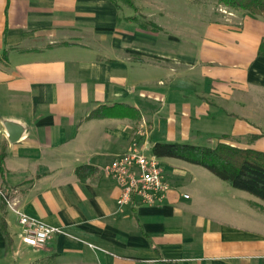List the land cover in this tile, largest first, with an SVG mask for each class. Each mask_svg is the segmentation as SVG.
Returning <instances> with one entry per match:
<instances>
[{"label": "crops", "instance_id": "1", "mask_svg": "<svg viewBox=\"0 0 264 264\" xmlns=\"http://www.w3.org/2000/svg\"><path fill=\"white\" fill-rule=\"evenodd\" d=\"M184 1L133 0L134 12L109 0H0V191L61 231L41 250L23 246L5 205L0 264H264L260 199L162 158L164 203L118 207L99 171L140 124L88 118L102 105L138 110L150 147L207 138L264 153V18ZM81 166L96 172L81 181Z\"/></svg>", "mask_w": 264, "mask_h": 264}, {"label": "trees", "instance_id": "2", "mask_svg": "<svg viewBox=\"0 0 264 264\" xmlns=\"http://www.w3.org/2000/svg\"><path fill=\"white\" fill-rule=\"evenodd\" d=\"M119 10L126 6L137 11L133 0H109ZM220 5L241 11L251 17L264 18V0H217ZM137 24L139 29L157 31L158 28L143 16H133L127 19ZM258 55H264V40L260 44ZM88 118H129L140 122L141 115L133 107L114 104L112 106H99L92 111ZM151 153L157 158H172L188 164L200 166L218 179L228 183L232 188L244 191L264 202V153L250 149H239L225 142H219L214 147L199 146L181 143H153ZM5 152H0V170ZM96 170L89 166L76 169V176L83 181L94 174ZM1 198V196H0ZM3 199L1 198V201ZM4 201V200H3ZM2 203V202H1ZM5 206V202L0 204ZM0 231L6 239L7 246L11 240L6 230V224L0 217Z\"/></svg>", "mask_w": 264, "mask_h": 264}, {"label": "built area", "instance_id": "3", "mask_svg": "<svg viewBox=\"0 0 264 264\" xmlns=\"http://www.w3.org/2000/svg\"><path fill=\"white\" fill-rule=\"evenodd\" d=\"M227 17L233 16L228 10H221ZM144 137L140 141L133 140L126 150L113 156L106 165L100 167V173L110 179L119 190L116 198L118 207L124 206H160L171 190L170 180L160 159L151 153L147 141V132L138 133ZM5 205L15 215L19 242L33 250L43 249L54 236L61 233L60 229L41 220L27 215L17 208L16 202L9 201L6 192L0 191ZM187 199V195H183Z\"/></svg>", "mask_w": 264, "mask_h": 264}, {"label": "rangeland", "instance_id": "4", "mask_svg": "<svg viewBox=\"0 0 264 264\" xmlns=\"http://www.w3.org/2000/svg\"><path fill=\"white\" fill-rule=\"evenodd\" d=\"M136 2H139L138 0H135ZM143 3V5H145V6H147V5H150L152 2H153V0H140V2L139 3ZM170 2L174 5V6H176V5H178L179 7H183V4H184V2H187V1H184V0H170ZM190 3V2H189ZM189 3H188V5H189ZM196 3H199V4H201V5H204V6H206L209 10H210V12L213 14V15H217V16H224V17H227L225 14H223L222 13V11L221 10H228V11H234L233 9H230V8H228V7H225V6H223V5H220L219 3H218V1L217 0H193V3L192 4H196ZM192 6V5H191ZM191 6L189 7V9L191 8ZM194 6V5H193ZM192 6V7H193ZM129 11V10H128ZM131 11V10H130ZM235 12V11H234ZM237 12H239V13H243V12H241V11H237ZM140 124H138V125H133L132 124V127H130V136H131V138H130V142H129V144L133 141V140H138V141H140L142 138H144V137H138V133L139 132H143L144 130H146V132H147V129H148V127H147V125H145L144 127H142V126H140V125H143L142 124V121L141 122H139ZM128 144V145H129ZM200 145L201 146H206V147H210L211 146V141H208L207 140V138H205V139H203V142H201L200 143ZM160 159V162L162 161L161 160V158H159ZM163 162V161H162ZM161 162V163H162ZM165 163H166V161H164ZM7 199L9 200V201H12L11 199H13V198H8L7 197ZM7 207V206H6ZM8 208V207H7Z\"/></svg>", "mask_w": 264, "mask_h": 264}, {"label": "water", "instance_id": "5", "mask_svg": "<svg viewBox=\"0 0 264 264\" xmlns=\"http://www.w3.org/2000/svg\"><path fill=\"white\" fill-rule=\"evenodd\" d=\"M12 128H14V127H9L8 128V134H9V141L10 142H14L16 140V138H17V133L14 132L13 131L14 129H12Z\"/></svg>", "mask_w": 264, "mask_h": 264}]
</instances>
